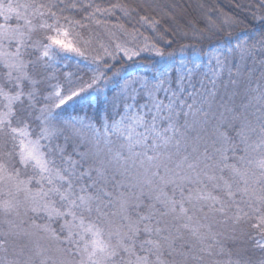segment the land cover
<instances>
[{
  "label": "snow or ice",
  "instance_id": "obj_1",
  "mask_svg": "<svg viewBox=\"0 0 264 264\" xmlns=\"http://www.w3.org/2000/svg\"><path fill=\"white\" fill-rule=\"evenodd\" d=\"M0 264H264V0H0Z\"/></svg>",
  "mask_w": 264,
  "mask_h": 264
},
{
  "label": "trees",
  "instance_id": "obj_2",
  "mask_svg": "<svg viewBox=\"0 0 264 264\" xmlns=\"http://www.w3.org/2000/svg\"><path fill=\"white\" fill-rule=\"evenodd\" d=\"M96 2L98 4H100L101 6L107 7L109 2H117V0H96ZM119 15H120V13L117 12L116 16H119ZM71 69H73V68H71Z\"/></svg>",
  "mask_w": 264,
  "mask_h": 264
},
{
  "label": "rangeland",
  "instance_id": "obj_3",
  "mask_svg": "<svg viewBox=\"0 0 264 264\" xmlns=\"http://www.w3.org/2000/svg\"><path fill=\"white\" fill-rule=\"evenodd\" d=\"M75 70V66L73 67V69H67V71H74Z\"/></svg>",
  "mask_w": 264,
  "mask_h": 264
}]
</instances>
